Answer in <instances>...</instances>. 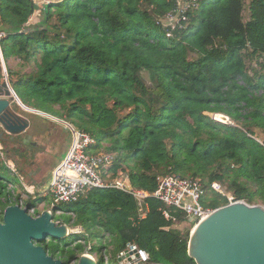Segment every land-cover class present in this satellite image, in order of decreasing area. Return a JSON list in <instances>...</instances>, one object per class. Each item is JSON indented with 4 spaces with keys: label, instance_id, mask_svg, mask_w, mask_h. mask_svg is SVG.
<instances>
[{
    "label": "trees",
    "instance_id": "trees-1",
    "mask_svg": "<svg viewBox=\"0 0 264 264\" xmlns=\"http://www.w3.org/2000/svg\"><path fill=\"white\" fill-rule=\"evenodd\" d=\"M190 2L63 0L45 4L29 25L39 11L33 0H0L8 80L24 106L90 134V154L115 155L104 181L152 192L167 175L198 179L205 210L226 206L227 195L264 208V147L258 143L264 141V0ZM168 16L177 21L173 29ZM30 122L28 134L43 141L45 133H55L46 124L58 127L41 115L32 114ZM24 139L15 142L22 152H0L22 174L39 152ZM13 156L25 160L23 167ZM5 162L0 158V221L9 206L21 203L36 217L44 203L55 223L81 226L88 238L74 245L42 242L53 259L76 264L88 252L107 264L134 245L150 264H196L185 230L176 227L185 221L181 211L113 188L91 189L84 200L52 208L46 196L25 197L20 184L9 188L1 175L11 171ZM213 182L225 197L213 191Z\"/></svg>",
    "mask_w": 264,
    "mask_h": 264
},
{
    "label": "water",
    "instance_id": "water-1",
    "mask_svg": "<svg viewBox=\"0 0 264 264\" xmlns=\"http://www.w3.org/2000/svg\"><path fill=\"white\" fill-rule=\"evenodd\" d=\"M62 1L33 0V3L57 5ZM0 58L2 61V55ZM145 72H142L143 76ZM8 86L9 80L3 77L0 96L5 98H0V137L8 136L11 141L15 136L27 133L30 128V120L14 110V102L19 103L18 106L24 111L49 117L61 125L68 124L24 106L13 89L15 98L11 95ZM215 115L217 122L232 125L227 116ZM30 139L27 136L23 143H30ZM185 236L188 237V256L196 264H264V208L260 205H248L243 201L227 204L213 210L192 230H186ZM66 237L67 227L56 225L50 211H43L34 217L29 215L27 207L9 206L0 221V264H64L60 259L47 255L40 244L48 239ZM128 255L130 258L126 260L127 263L136 259L135 253ZM76 264L97 263L92 257L83 254Z\"/></svg>",
    "mask_w": 264,
    "mask_h": 264
},
{
    "label": "built area",
    "instance_id": "built-area-1",
    "mask_svg": "<svg viewBox=\"0 0 264 264\" xmlns=\"http://www.w3.org/2000/svg\"><path fill=\"white\" fill-rule=\"evenodd\" d=\"M190 5L195 6V0H191ZM166 20V26H170L173 29L177 23L175 17L168 16ZM2 37V34H0V39ZM2 72L7 81L4 67ZM0 98L5 97L0 96ZM211 118L216 121L215 114H212ZM69 132L71 138L69 148L62 161L53 169L44 191L50 198L52 208L56 207V204L69 205L84 200L91 189L113 188L132 196L137 201L154 198L166 207H173L181 211L185 219L193 227L212 212L203 209L200 204L204 190L198 179L186 180L167 175L159 180L157 189L152 192L131 189L124 180L115 179L112 182L104 181L102 174L112 166L115 155L102 152L90 154L89 150L95 146L94 138L90 134L75 130L72 127L69 128ZM258 143L264 147L263 140H258ZM1 150L2 148L0 152ZM8 167L13 173L16 172L14 165L9 163ZM19 182L26 196L35 194V187L30 186L23 176H19ZM211 188L217 194L225 197L218 182H213ZM226 198L228 204L241 202L235 201L228 195ZM164 218L169 219V215L164 213ZM68 232L81 234L84 230L82 227H76ZM86 249L88 250L89 246ZM129 253H135L136 255V259L132 260L131 263L126 262L130 258ZM119 259H121L120 264H150L148 254L143 250L137 249L134 245H127L126 250L119 255Z\"/></svg>",
    "mask_w": 264,
    "mask_h": 264
},
{
    "label": "rangeland",
    "instance_id": "rangeland-1",
    "mask_svg": "<svg viewBox=\"0 0 264 264\" xmlns=\"http://www.w3.org/2000/svg\"><path fill=\"white\" fill-rule=\"evenodd\" d=\"M37 6H38V8H39V11H36L35 13H34V15L30 18V20H29V25H34V24H36L37 22H38V20H39V18H41V8L45 5V4H36ZM0 55H1V49H0ZM2 67H4V64H1V61H0V70L2 69ZM4 76V75H3ZM144 77H146V75H144ZM8 78V77H7ZM2 80L3 79H0V81L2 82ZM11 86V85H10ZM13 108H14V110L19 114V115H21V116H23V117H25V118H27V119H29V120H31L32 119V113H29V112H27V111H24L22 108H20L19 106H18V104L17 103H15L14 102V104H13ZM41 117H43V118H46L47 120H49V122L50 123H55V124H58V127H54V128H52V125H49V123L48 124H46V126L50 129V130H52V132L54 131L55 133H54V136H52V138H50L48 141H43V139H40V137L39 136H36V133H34V135H32V137H31V139H30V142H36L37 144H38V147H36V149L39 151V152H37L38 153V156L43 160V159H45V158H47V157H51V162H50V168L52 167V166H54V165H56L59 161H60V159L62 158V153L65 151L66 152V147H67V138H69L70 139V133H69V129L65 126V125H61V124H59L58 122H55V121H53L52 119H50L49 117H44V116H41ZM37 122V121H36ZM57 134V135H56ZM24 137H25V135H24ZM264 139V138H263ZM27 144H29V143H27ZM6 146H7V150H9V148L11 147V145H8V143L6 144ZM15 148H17L16 150H18L19 152H22V150L20 151V146H14ZM2 147L0 146V149H1ZM14 148V149H15ZM5 151H6V149L5 148H3ZM3 150V151H4ZM28 150V149H27ZM49 150H50V152L51 151H53V154L51 155V156H49V155H47V154H49ZM68 150V149H67ZM57 155V156H56ZM0 158H4L5 160H6V164H7V166H6V164H5V166L7 167V168H9L8 167V164L10 163V164H12L11 162H9V160L5 157V155L4 156H2V155H0ZM2 161V160H1ZM3 162V164H4V161H2ZM45 162V161H44ZM14 164V163H13ZM12 164V165H13ZM45 164H47V162H45ZM41 165H43V163H41ZM47 166V165H46ZM45 166V167H46ZM49 168V169H50ZM10 169V168H9ZM11 172V171H10ZM8 170H3L2 172H1V175H2V177L6 180V181H9V183H10V187L9 188H12V186H15L16 184H20V182H19V180H18V177H16L12 172L10 173ZM50 174L48 175V172L46 173V177H45V181L47 182H49V179H50ZM27 179V178H26ZM25 179V181H27ZM38 191V189L36 190V192H35V194H42L41 193V191L42 192H44L43 191V189H40V191L39 192H37ZM70 205V204H69ZM65 206H67V205H64V204H60V205H58V204H56V208H64ZM47 209L44 207V203H41V204H39L38 205V211H39V213L41 214L43 211H46ZM29 215H33V211L32 210H30L29 211ZM185 221L182 223V224H178V225H176V227H178L180 230H187V229H189V230H192L193 228V226H192V224L191 223H189L186 219H184ZM64 225H68V224H66V223H64ZM68 228L70 227V226H67ZM76 228V227H75ZM71 229H74V228H69V230H71ZM87 240H88V238H87V236H85V234H84V232L83 233H81V234H69L68 235V237H66V238H64L63 239V242H65L66 244H70V245H74L75 244V242H87ZM49 241V242H48ZM95 241V240H94ZM93 241V242H94ZM47 243H49V244H53V242H55V241H53V240H51V239H48L47 241H46ZM52 252V250L50 251V253ZM73 263H75V261H73L72 262V264ZM107 264H119V262H118V257H115V258H113V257H110L109 258V261L107 262Z\"/></svg>",
    "mask_w": 264,
    "mask_h": 264
},
{
    "label": "crops",
    "instance_id": "crops-1",
    "mask_svg": "<svg viewBox=\"0 0 264 264\" xmlns=\"http://www.w3.org/2000/svg\"><path fill=\"white\" fill-rule=\"evenodd\" d=\"M10 89V88H9ZM11 91V90H10ZM12 92V91H11ZM19 104V103H18ZM30 125H31V122H30ZM28 132H29V130L27 131V133H25V134H22V135H19V136H15L14 138H16V141H17V139L18 138H20V137H24V135H25V137L28 135V136H30V137H32L30 134H28ZM49 135V136H48ZM45 136H46V138H48V140L51 138L50 137V134L49 133H45ZM48 136V137H47ZM33 138V137H32ZM10 141V140H9ZM7 143H8V145H11V147L9 148V150H7L8 148H7V146H5L4 148L6 149V153L7 154H10V155H12L11 154V152L12 151H14V146H18L17 144H15V143H13V142H11L10 141V143L7 141ZM31 143H36L35 141L34 142H31ZM30 144V143H29ZM2 145V144H1ZM32 147H37V143H36V145L35 146H33L32 145ZM15 149H17V148H15ZM22 150V148H21V146H20V151ZM29 152L31 153V150L29 149ZM20 153V152H19ZM53 154V151H51L50 152V150H49V154H47V155H49V156H51ZM57 156V155H56ZM29 157H31L30 158V162H29V165L28 166H26V167H23V163H22V161H25V160H23V159H19L18 160V158H15L14 156H13V159L14 160H17L18 162V164H19V166H22L24 169H25V171H26V173L25 174H22V173H16V175L19 177L20 175H22L23 177H25V179L27 180L26 182L30 185V186H34L35 187V189H38V191L37 192H39L40 191V189H43V191H45V188H46V185L45 184H47L48 183V181L46 182L45 181V177H46V173L48 172V175L50 174V176L49 177H51V173H52V171H53V169L62 161V159H63V157L60 159V161L56 164V165H54V166H52L51 168H50V162H51V157H47V158H45V159H41L39 156H38V153L35 151V153H34V155L33 156H29ZM47 162V164H45V162ZM9 162H11L12 164H13V162L11 161V160H9ZM41 163H43V165H41ZM14 165V164H13ZM47 165V166H46ZM46 166V167H45ZM50 168V169H49ZM20 174V175H19ZM41 193L42 194H40V195H42L43 197L44 196H46V197H48L49 198V196L46 194V193H44V192H42L41 191Z\"/></svg>",
    "mask_w": 264,
    "mask_h": 264
},
{
    "label": "clouds",
    "instance_id": "clouds-1",
    "mask_svg": "<svg viewBox=\"0 0 264 264\" xmlns=\"http://www.w3.org/2000/svg\"><path fill=\"white\" fill-rule=\"evenodd\" d=\"M28 24H29V23H28ZM1 55H2V53H1ZM0 61H1V58H0ZM2 63H4V62H3V58H2L1 64H2ZM4 69H5V66H4ZM2 70H3V67H2V69H1V71H0V74H1L2 79H3L4 76H3V72H2ZM5 72H6V69H5ZM6 75H7V73H6ZM7 77H8V76H7ZM7 79H8V78H7ZM2 81H3V80H2ZM9 88H10V89H9V91H10V90L12 89V87L10 86V82H9ZM11 91H12V90H11ZM11 91H10V92H11ZM14 93H15V92H14ZM11 95H12V92H11ZM1 99H2V98H1ZM0 130H1V129H0ZM69 133H70V132H69ZM27 136H28V135H27ZM27 136H26V137H27ZM7 137H8V136H7ZM26 137H25V138H26ZM0 146L2 147V150H1V152H2L4 149H3V146H2L1 144H0ZM66 152H67V151H66ZM65 154H66V153H65ZM5 164H6V163H5ZM6 166H7V165H6ZM14 167H15V165H14ZM15 170H16V172H15L14 174L18 173L16 168H15ZM19 175H20V174H19ZM20 176H22V175H20ZM17 177H18V176H17ZM24 178H25V177H24ZM18 180H19V177H18ZM20 186H21V184H20ZM21 187H22V186H21ZM36 190H37V189H36ZM35 192H36V191H35ZM34 195H35V194H34ZM28 196H31V195H27V196L25 195V197H28ZM32 196H33V195H32ZM18 206H20L21 208H25V207L22 206L21 203H20V205H18ZM50 212H51V211H50ZM28 213H29V212H28ZM51 213H52V212H51ZM55 224H56V223H55ZM59 225H63V224H59ZM65 226H66V225H65ZM66 227H67V226H66ZM77 227H81V226H77ZM194 227H195V226H194ZM194 227H192V228H194ZM68 231H69V228L67 227V233H68V235H69V234H72V233H69Z\"/></svg>",
    "mask_w": 264,
    "mask_h": 264
},
{
    "label": "flooded vegetation",
    "instance_id": "flooded-vegetation-1",
    "mask_svg": "<svg viewBox=\"0 0 264 264\" xmlns=\"http://www.w3.org/2000/svg\"><path fill=\"white\" fill-rule=\"evenodd\" d=\"M9 137H7V136H2V137H0V144H2V146H3V144H7V141H9ZM16 138H13L12 140H11V142H13V143H15L16 142V140H15ZM22 143H23V141H22ZM31 143V142H30Z\"/></svg>",
    "mask_w": 264,
    "mask_h": 264
},
{
    "label": "bare ground",
    "instance_id": "bare-ground-1",
    "mask_svg": "<svg viewBox=\"0 0 264 264\" xmlns=\"http://www.w3.org/2000/svg\"><path fill=\"white\" fill-rule=\"evenodd\" d=\"M8 88H9V86H8ZM45 185H46V184H45ZM56 225H59V224H56ZM125 250H126V249H125ZM125 250H124V251H125ZM124 251H123V252H124ZM120 254H121V253H120ZM85 255H88V256L92 257V258L95 260V258H94L93 256H91L90 254H88V252H86ZM118 259H119V256H118ZM95 261H96V260H95ZM119 264H120V262H119Z\"/></svg>",
    "mask_w": 264,
    "mask_h": 264
}]
</instances>
